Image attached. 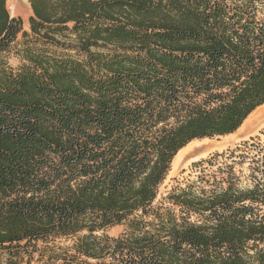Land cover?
Segmentation results:
<instances>
[{
  "label": "trees",
  "instance_id": "1",
  "mask_svg": "<svg viewBox=\"0 0 264 264\" xmlns=\"http://www.w3.org/2000/svg\"><path fill=\"white\" fill-rule=\"evenodd\" d=\"M27 1L24 31L0 0V264H264V141L248 185L216 153L153 204L264 104V0Z\"/></svg>",
  "mask_w": 264,
  "mask_h": 264
},
{
  "label": "rangeland",
  "instance_id": "2",
  "mask_svg": "<svg viewBox=\"0 0 264 264\" xmlns=\"http://www.w3.org/2000/svg\"><path fill=\"white\" fill-rule=\"evenodd\" d=\"M6 7L11 16L21 18L23 30L29 31L28 18L31 15V9L28 1L6 0ZM17 39L21 41V33L18 35ZM12 52L8 58V62L10 65L16 66L19 64V60ZM259 109L253 111L256 113V116H254L253 113V117L250 120L246 118L249 120L248 123L245 124V121H243L241 126L229 135L196 139L195 142L189 145L187 144L188 146L179 152L175 159L173 158L174 161L171 163L170 170L164 181L158 188V194L153 204L157 205L159 202L163 201L174 187L184 186L188 179H193L197 172L196 163L205 159H210L216 153H218L219 156L214 158L212 169L216 170L218 165L222 166L224 163L230 164L234 160L233 170L239 175V185H248L250 183V167L253 165V162L251 157L246 156L245 158H240L236 155H239L244 150H249L246 149V145L256 143L257 141H264V110L260 112ZM231 152L235 155L234 158L229 157ZM204 165L207 166L206 163ZM123 230L124 225H117L107 228L105 232L110 236H117Z\"/></svg>",
  "mask_w": 264,
  "mask_h": 264
},
{
  "label": "bare ground",
  "instance_id": "3",
  "mask_svg": "<svg viewBox=\"0 0 264 264\" xmlns=\"http://www.w3.org/2000/svg\"><path fill=\"white\" fill-rule=\"evenodd\" d=\"M27 6H28V5H27ZM259 108H260V109H259ZM259 108L257 107L256 109H259L260 112L263 111V110H264V104H262L261 106H259ZM259 111H258V112H259ZM258 112H257V113H258ZM253 113H254V112H252V113L247 117V119L250 120V119L253 117ZM255 114H256V113H254V116H256ZM247 119L244 120V121H245V122H244L245 124L248 123V121H249V120H247ZM243 125H244V124H243ZM193 142H195V140H194V141H191L190 143H188V145L191 144V143H193ZM188 145H186L184 148L180 149V150L178 151V153L175 155V157L179 154V152H181L183 149H185ZM175 157H174V159H175ZM174 159H173V161H174ZM173 161H172V163H173Z\"/></svg>",
  "mask_w": 264,
  "mask_h": 264
}]
</instances>
